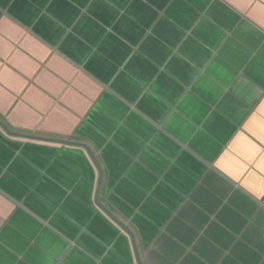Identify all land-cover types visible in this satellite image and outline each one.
Returning a JSON list of instances; mask_svg holds the SVG:
<instances>
[{
    "label": "crops",
    "instance_id": "0c3cea01",
    "mask_svg": "<svg viewBox=\"0 0 264 264\" xmlns=\"http://www.w3.org/2000/svg\"><path fill=\"white\" fill-rule=\"evenodd\" d=\"M0 264H264V0H0Z\"/></svg>",
    "mask_w": 264,
    "mask_h": 264
}]
</instances>
